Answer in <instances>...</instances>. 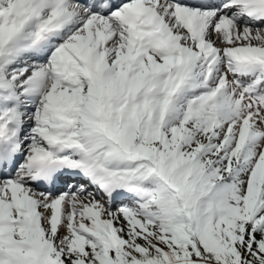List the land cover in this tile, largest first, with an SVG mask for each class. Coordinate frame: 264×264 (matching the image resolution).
Segmentation results:
<instances>
[{
    "label": "snow or ice",
    "instance_id": "obj_1",
    "mask_svg": "<svg viewBox=\"0 0 264 264\" xmlns=\"http://www.w3.org/2000/svg\"><path fill=\"white\" fill-rule=\"evenodd\" d=\"M0 264H264V0H0Z\"/></svg>",
    "mask_w": 264,
    "mask_h": 264
}]
</instances>
